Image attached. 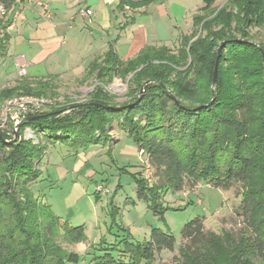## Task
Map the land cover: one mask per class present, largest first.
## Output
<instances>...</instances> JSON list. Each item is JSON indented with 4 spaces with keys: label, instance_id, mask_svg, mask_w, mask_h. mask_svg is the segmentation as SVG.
Returning a JSON list of instances; mask_svg holds the SVG:
<instances>
[{
    "label": "trees",
    "instance_id": "1",
    "mask_svg": "<svg viewBox=\"0 0 264 264\" xmlns=\"http://www.w3.org/2000/svg\"><path fill=\"white\" fill-rule=\"evenodd\" d=\"M154 1L119 0L118 9H137ZM204 1V11L216 2ZM14 3L0 0L7 13ZM228 5L232 10L220 9L192 41L197 33L196 15L194 33L183 37L177 50L148 46L122 60L110 48L104 57L93 60L87 72L98 83L88 101L53 106L21 123V133L30 128L52 145L76 152L107 143L112 148L114 137L109 132L117 123L159 177L152 184L140 175L142 171L134 173L138 194L146 201L167 189L181 191L188 184L193 188L202 182L234 189L242 197L236 214L243 217L245 230L238 239L230 231L208 230L206 217H197L184 225L179 246L173 234L153 227L150 239L134 241L128 234L102 246L103 252L93 256L92 264H155L164 251L179 252V261L167 264H264V116L252 109V102L257 101L247 97L246 90L232 93L220 83L224 56H242L253 49L260 53L243 38L248 27L264 25V0H228ZM4 17L0 14V55L9 40ZM233 21L238 24L235 28ZM215 23L221 27H214ZM220 41L223 50L213 86ZM133 73L130 100L113 101L115 96L106 86L114 77L126 80ZM52 80H41L47 83H39V91ZM19 90L31 94L34 88L23 82L11 92ZM7 139L6 132L0 131V264H79L81 255L62 241H85V225H73L58 216L34 190L43 172L37 167L43 146L22 134L18 142Z\"/></svg>",
    "mask_w": 264,
    "mask_h": 264
},
{
    "label": "rangeland",
    "instance_id": "2",
    "mask_svg": "<svg viewBox=\"0 0 264 264\" xmlns=\"http://www.w3.org/2000/svg\"><path fill=\"white\" fill-rule=\"evenodd\" d=\"M228 6V0H216L210 11L201 9L196 16L197 33L192 41L203 33V25L207 20L213 19L220 9ZM232 8L233 6L228 7V11ZM237 11L234 8V12ZM232 24L233 28L238 26L235 21ZM217 26L219 28L221 24L215 23L214 27ZM246 31V37L243 38L245 43L256 45L260 53L253 49L242 56H232L228 59L224 56L221 60L220 83L225 86V90H231L232 93L246 90L247 97L257 101L252 102V109L264 116V25L248 27ZM222 44L220 41L217 46L219 63ZM178 46L174 45L172 48L177 50ZM18 73L16 79L14 76L15 80L12 77V80L0 84V117L5 112L4 106L15 97L32 95L36 98H45L48 102L42 110L47 111L53 106L62 108L85 103L98 85L93 76L84 80L58 78L52 80L53 85L50 84L43 91H39L38 84L47 83L41 82L44 79L26 78L24 67L20 68ZM133 75L134 73L128 75L126 80L120 76L114 77L106 86V90L115 96L113 101L122 103L130 100L128 93ZM23 82L34 88L33 94H27L23 90L11 92ZM215 99L216 96L213 97V100ZM116 124L114 123L115 126L109 132L114 137L115 144L112 148L107 143L105 147L93 145L88 150L78 152L68 146L52 145L42 134H36L30 128L20 132V138L22 134L25 139H31L43 146L44 154L40 162H37V167L43 172L40 180L33 184L39 200L51 205L58 216L69 219L73 225H85V241L80 243L62 241L64 247L81 255L79 264H92L93 256L103 252L102 246L114 244L128 234L134 241L150 239L153 227L173 234L179 246L184 225L197 217H206V228L210 231L219 234L225 230L230 231L235 239L243 234L245 222L241 215L236 214L242 197L237 195L234 189L223 190L202 182L193 188L188 184L181 191L167 189L157 197L150 196L149 201L141 198L134 173L138 175L142 171L147 156L139 151L130 136L118 130ZM7 125V131L15 126L10 119ZM0 131H3L1 127ZM7 137V141L11 142L16 135L8 134ZM80 152H84L85 155L79 157ZM73 155L88 161L76 169L77 158ZM153 171L155 176L152 184L159 180L155 168ZM140 175L142 176V173ZM97 195L100 196L99 199ZM198 198L201 199V203L197 202ZM101 241L107 242L106 245H101ZM160 257L155 264L177 263L180 259L178 251L176 253L164 251Z\"/></svg>",
    "mask_w": 264,
    "mask_h": 264
},
{
    "label": "crops",
    "instance_id": "3",
    "mask_svg": "<svg viewBox=\"0 0 264 264\" xmlns=\"http://www.w3.org/2000/svg\"><path fill=\"white\" fill-rule=\"evenodd\" d=\"M118 5L119 0H22L14 5L4 17L9 40L0 57V84L16 79L22 67L26 78L33 80L89 79L93 60L104 57L110 48L122 60L148 46L172 48L194 33V18L205 1L156 0L124 11ZM82 7L93 10L92 23L81 14ZM17 10L15 26L10 28L7 18L12 20ZM73 156L76 169L88 161Z\"/></svg>",
    "mask_w": 264,
    "mask_h": 264
},
{
    "label": "built area",
    "instance_id": "4",
    "mask_svg": "<svg viewBox=\"0 0 264 264\" xmlns=\"http://www.w3.org/2000/svg\"><path fill=\"white\" fill-rule=\"evenodd\" d=\"M22 0H15L14 5L21 3ZM49 7L47 6V9ZM81 14L85 16L89 23H92V16H93V10L88 7H83L80 10ZM0 14L3 16L7 15V10L1 5L0 6ZM19 11H15L12 16V20L10 25H8L10 28L12 26H15L17 17H18ZM8 102L7 105L4 106V114L2 117H0V127L3 131L6 132V134H15L17 130V126L22 123L25 119H27L31 114L42 111V109L45 107L46 103L48 102L45 98H36L35 96L29 95L27 97L25 96H19L15 97ZM8 117V118H7ZM12 120L13 125H15L12 130H8V120ZM142 176L145 178L149 183H151L154 179V172L151 164L148 162V160L145 161L143 168H142ZM107 191V190H106ZM201 203V199L198 198L197 202Z\"/></svg>",
    "mask_w": 264,
    "mask_h": 264
},
{
    "label": "water",
    "instance_id": "5",
    "mask_svg": "<svg viewBox=\"0 0 264 264\" xmlns=\"http://www.w3.org/2000/svg\"><path fill=\"white\" fill-rule=\"evenodd\" d=\"M223 46V44L221 45ZM221 52V47L219 49V54ZM218 65H219V56H218V59H217V62H216V66H215V75H214V80H213V84L216 82V75H217V71H218ZM106 108H110V106H105ZM36 116H29L27 118V120H31V119H34ZM20 128H21V123L17 126V130L15 132V139L13 141H11L10 143H14V142H18L20 140Z\"/></svg>",
    "mask_w": 264,
    "mask_h": 264
}]
</instances>
